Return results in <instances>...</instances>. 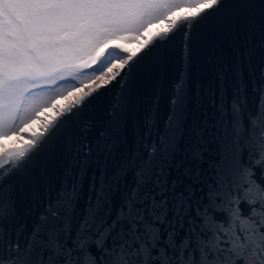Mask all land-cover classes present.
I'll use <instances>...</instances> for the list:
<instances>
[{
	"label": "snow or ice",
	"instance_id": "1",
	"mask_svg": "<svg viewBox=\"0 0 264 264\" xmlns=\"http://www.w3.org/2000/svg\"><path fill=\"white\" fill-rule=\"evenodd\" d=\"M0 264H264V0H0Z\"/></svg>",
	"mask_w": 264,
	"mask_h": 264
},
{
	"label": "rangeland",
	"instance_id": "2",
	"mask_svg": "<svg viewBox=\"0 0 264 264\" xmlns=\"http://www.w3.org/2000/svg\"><path fill=\"white\" fill-rule=\"evenodd\" d=\"M158 27V26H157ZM155 30V28H151L149 31H154ZM145 35H147V33H145ZM137 46V44H136V42L135 41H133L132 43H130V44H128V47H130V48H135ZM57 103H63V101L61 100V101H58ZM52 114V112L51 111H46L45 113H42L41 114V118H44L45 116H50ZM38 126V122H34L33 123V125L31 126V127H37ZM29 130V129H28ZM17 138L16 137H8V138H5L4 139V143L5 144H9V143H11L13 140H16Z\"/></svg>",
	"mask_w": 264,
	"mask_h": 264
},
{
	"label": "water",
	"instance_id": "3",
	"mask_svg": "<svg viewBox=\"0 0 264 264\" xmlns=\"http://www.w3.org/2000/svg\"><path fill=\"white\" fill-rule=\"evenodd\" d=\"M175 67H178V65H174ZM115 93H113V95H114ZM102 102H104V103H106L107 102V97H105L104 98V100L102 101ZM11 144V143H10Z\"/></svg>",
	"mask_w": 264,
	"mask_h": 264
}]
</instances>
